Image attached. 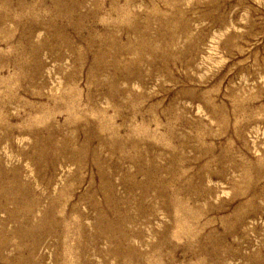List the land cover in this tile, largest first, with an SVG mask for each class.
Returning <instances> with one entry per match:
<instances>
[{
    "label": "rangeland",
    "instance_id": "374dc122",
    "mask_svg": "<svg viewBox=\"0 0 264 264\" xmlns=\"http://www.w3.org/2000/svg\"><path fill=\"white\" fill-rule=\"evenodd\" d=\"M0 264H264V0H0Z\"/></svg>",
    "mask_w": 264,
    "mask_h": 264
}]
</instances>
